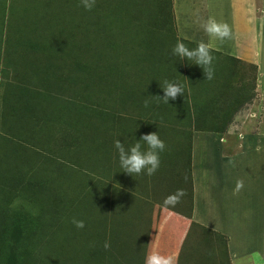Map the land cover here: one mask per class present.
<instances>
[{"label": "rangeland", "instance_id": "rangeland-1", "mask_svg": "<svg viewBox=\"0 0 264 264\" xmlns=\"http://www.w3.org/2000/svg\"><path fill=\"white\" fill-rule=\"evenodd\" d=\"M79 5L0 0V264H144L152 249L176 264H228L225 239L191 219L190 151L194 219L221 224L255 205L264 175L249 141L244 158L220 165L236 153L240 131L254 133L249 124L264 118V59L251 48L221 52L204 31L203 0ZM236 7L240 15V0ZM178 40L215 51L213 79L169 55ZM164 81L185 93L163 103ZM224 130L229 137L214 144ZM151 132L166 145L158 171L127 174L115 141L129 147ZM238 181L251 183L245 195ZM177 189L186 195L164 207Z\"/></svg>", "mask_w": 264, "mask_h": 264}, {"label": "crops", "instance_id": "crops-1", "mask_svg": "<svg viewBox=\"0 0 264 264\" xmlns=\"http://www.w3.org/2000/svg\"><path fill=\"white\" fill-rule=\"evenodd\" d=\"M240 6L241 7H239L238 11L240 12L242 10V6L244 7V11H241L242 13L239 15L236 12V0H203L204 17L206 19L205 25L210 18L215 19L218 22L227 23L232 31L231 38L221 41L212 37L213 42L221 47V52H223V48L225 47L224 45H226V47L228 46L230 49L234 48L239 52L243 51V53L245 50H248V48H251L253 50L251 51L252 53L250 57L256 58L255 61L257 62V60L259 61L258 58L264 59V0H240ZM247 6L248 9H246ZM247 26H249V29ZM246 31L251 33L244 35ZM237 35H241L242 38L246 37L244 42L238 44L236 40L240 42V39L237 37ZM258 49L261 53H259V56L257 54ZM211 51L215 52L212 49ZM242 54L239 56H236L235 54L231 56H236L238 59L241 57L242 59ZM242 61L248 62L250 60L243 58ZM252 65L255 66L256 64ZM257 71H259L258 66ZM256 75V77H258V73ZM256 80L259 79L255 78L254 84L258 83ZM261 86L264 87V77L261 79ZM262 89L264 92V88ZM249 125L258 126L259 129L254 133H243L244 130L240 131L238 135L239 137L236 138L238 140V149L234 151L236 153L230 154V156L223 155V163L220 166L222 167L224 165V161L227 160L226 158L233 159L232 161L229 160L233 163L236 160L238 161L241 160V158H244V144L249 141V146L246 150L247 152L256 155V158H258L259 162V167L256 168V171H258L259 174L264 175V118L252 120ZM224 131H221L222 135H225V137H223L221 140L216 136H213L214 144L222 145L223 141H226V137L229 136L226 134L228 132L225 131V133H223ZM210 135L211 134H205L204 137H209ZM194 137L192 138V143ZM190 156L191 170L189 184L191 189V219L199 226L208 230L210 229L225 239V257L228 264H264V191L261 194H257L258 199L255 202V205H252L249 200L252 208H247L242 212L238 210L233 211V213L227 215V219L225 218L221 224H214L216 223L214 219H212L210 223L203 222L199 219L196 220L194 219L197 209L194 180L196 168L194 165L193 145L191 146ZM230 164L231 166L233 165L232 163ZM245 188H251V183L244 181L243 187L237 189L236 186L235 191L236 193L242 192L245 195ZM246 201L247 193L245 202ZM223 207L226 206L223 205ZM245 207H248V201L246 202Z\"/></svg>", "mask_w": 264, "mask_h": 264}, {"label": "clouds", "instance_id": "clouds-1", "mask_svg": "<svg viewBox=\"0 0 264 264\" xmlns=\"http://www.w3.org/2000/svg\"><path fill=\"white\" fill-rule=\"evenodd\" d=\"M95 5L96 0H80L79 6H82L87 11H91ZM204 31L210 37L221 41L230 39L232 35L231 28L227 23L218 22L211 18L204 26ZM169 55L179 58L181 61H192L195 65L200 66L203 69L206 80L214 78L212 64L215 57L212 55L209 45L203 41L198 43L195 48L190 49L184 42L178 40L175 46L172 47ZM161 87L164 95L162 97L156 96V98L166 104L169 103V100H176L178 96L185 93L184 87L179 81H164ZM144 106H148L147 100H145ZM114 146L118 151L120 167L124 172L130 175L146 172L149 176L154 175L158 171L161 163L160 153L166 148L165 142L160 138L158 132L142 135L139 141H136L129 147H126L125 143H121L117 139ZM242 187L243 181H238L237 189ZM185 195L186 193L183 189H177L174 193L165 197L163 201L164 207L174 208ZM72 223L78 229L85 227L83 220L73 218ZM104 247L107 250L110 248V244L105 242ZM144 264H176V259L172 255H165L158 250L152 249L146 253Z\"/></svg>", "mask_w": 264, "mask_h": 264}, {"label": "trees", "instance_id": "trees-1", "mask_svg": "<svg viewBox=\"0 0 264 264\" xmlns=\"http://www.w3.org/2000/svg\"><path fill=\"white\" fill-rule=\"evenodd\" d=\"M225 57H229V56H225ZM227 115H228V113H227ZM218 132H221V131H218Z\"/></svg>", "mask_w": 264, "mask_h": 264}]
</instances>
